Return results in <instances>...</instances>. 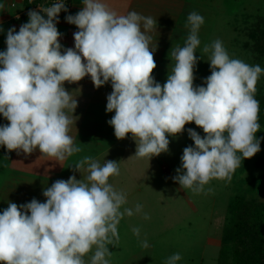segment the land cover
I'll return each instance as SVG.
<instances>
[{
    "label": "clouds",
    "instance_id": "clouds-1",
    "mask_svg": "<svg viewBox=\"0 0 264 264\" xmlns=\"http://www.w3.org/2000/svg\"><path fill=\"white\" fill-rule=\"evenodd\" d=\"M39 8L28 12V22L18 32L14 27L7 31V48L0 52V114L10 122L0 126V146L9 152L28 155L38 148L57 161L81 152L69 135L73 120L65 111L74 113L78 104L64 82L86 76L96 88L111 82L106 111L115 115L108 124L117 139L131 133L137 158L167 152L168 136L182 133L190 122L203 129V138L188 129L195 146L183 149L181 167L173 177L182 189L200 193L212 179L231 180L241 159L260 151L254 93L264 69L230 58L216 40L203 48L210 52L206 87H194L198 32L204 23L197 12L187 16L190 34L183 47L172 50L175 66L161 86L152 75L157 66L156 48L149 47L152 37L147 34L157 24L152 17L135 11L118 15L102 0H83L82 10L65 18L79 30L73 34L74 48L62 52L56 24L59 13L67 12L65 0ZM85 165V179L73 175L44 189L46 202H9L0 213V264H85L83 257L93 246L91 264H109L108 245L119 243L117 226L134 210L121 211L126 195L108 183L109 177L119 175L118 162L101 165L85 156L73 171L81 173ZM141 211L137 204L135 213ZM133 233L138 237L140 229L133 228ZM142 247H148L146 240ZM180 259L176 253L166 264Z\"/></svg>",
    "mask_w": 264,
    "mask_h": 264
},
{
    "label": "rangeland",
    "instance_id": "rangeland-1",
    "mask_svg": "<svg viewBox=\"0 0 264 264\" xmlns=\"http://www.w3.org/2000/svg\"><path fill=\"white\" fill-rule=\"evenodd\" d=\"M125 1L124 8L113 11L118 15L135 11L157 21L147 34L152 37L149 47L156 48L153 55L157 66L152 75L161 86L166 83L175 66L172 50L177 46L183 47L190 34V26H186L187 16L193 11L204 18L198 32L201 43L195 52L197 65L194 70V87H206L204 80L211 75L208 61L210 52L204 53L203 48L216 40L222 42L230 58L240 59L253 66L258 64L264 69V54L258 55L253 51L254 40L248 35L253 27H258L259 31L264 28V22L261 23L264 19V0ZM245 44H251V48L248 49L249 46ZM98 89L103 94L97 98L100 100L96 103L99 108L95 123L86 126L82 132L80 130L81 137H73L75 129L70 130L74 143L82 151L64 161L41 156L40 153L36 165L45 163L48 170L44 176H36L35 173L30 175L35 180L31 185L30 201L35 198L41 203L46 202L43 190L57 180H68L73 175L78 180L85 179L88 175L87 165L81 173L73 171L75 163L85 156L92 157L101 165L107 160H113L118 162L119 175L109 177L108 183L114 190L126 195L127 203L122 205L121 211L131 208L134 214L124 215L120 220L117 226L119 243L116 246L108 245L111 256L105 257L109 264H166L168 258L176 253L181 256L176 264H232L231 254L223 250L230 200L239 194L249 199H264L263 128L260 126L256 133V137L261 138L260 151L252 158H242L231 180L212 179L202 192L194 193L191 189H182L173 177L181 167L183 149L195 146L188 129L195 130L202 138L206 135L203 129L190 122L185 125L182 133L168 136L170 143L167 152L151 159L137 158L134 156L136 142L131 133L124 139H117L114 128L108 124L115 115L114 111H106L107 96L113 91L111 82ZM259 93H264V71L256 84L255 94ZM237 155L242 156L240 153ZM10 176L11 173L7 172L6 187L11 184ZM137 204L142 206L139 213H135ZM133 228L140 229L138 237L133 233ZM145 240L147 248L142 247ZM95 250L93 246L83 257L85 264H91Z\"/></svg>",
    "mask_w": 264,
    "mask_h": 264
},
{
    "label": "crops",
    "instance_id": "crops-1",
    "mask_svg": "<svg viewBox=\"0 0 264 264\" xmlns=\"http://www.w3.org/2000/svg\"><path fill=\"white\" fill-rule=\"evenodd\" d=\"M102 2L113 11L114 9L124 8L126 1L102 0ZM121 2L122 4L118 5ZM71 3L72 8L69 9L70 11L61 15L58 18L59 22L56 24L58 31L62 34L59 38V43L62 45V52L64 49L74 48L75 42L73 34L79 30L76 25L69 24L65 18L67 15H75L82 10L83 0H73ZM23 4V0H0V5H3V7H0V28L3 29V31H0V52L6 51L7 45L5 41L7 31L14 27L18 32L20 26L28 22L29 18L23 13ZM64 87L70 92L73 99L77 100L78 104L74 113L65 109L66 114L73 120L70 130H72L71 128L75 129L73 137H81L80 130L82 132L86 126L89 127V125L95 123L94 118L99 108L96 106V103L100 100L97 98L103 93L99 89L96 90L90 76H86L76 83H68L65 81ZM9 123L0 114V126ZM69 134L71 135L70 132ZM40 155L38 148L31 154L26 155L21 152L18 155L16 151L9 152L4 146H0V213L8 207L9 202L16 203L17 205L30 202L29 198L32 196L31 185L34 180L30 175L35 173L36 176H44L48 170V166L45 163L43 165H36L38 156ZM41 156L45 155L42 154ZM51 158L54 159L53 157ZM49 169H51V166ZM7 172L9 174L11 173V184L8 187H6Z\"/></svg>",
    "mask_w": 264,
    "mask_h": 264
},
{
    "label": "trees",
    "instance_id": "trees-1",
    "mask_svg": "<svg viewBox=\"0 0 264 264\" xmlns=\"http://www.w3.org/2000/svg\"><path fill=\"white\" fill-rule=\"evenodd\" d=\"M25 15L28 17V13ZM257 25L261 26L260 23ZM257 30L258 27L251 28L248 35L254 40L253 51L262 55L264 28ZM254 98L259 102L258 123L264 130V93H254ZM223 242V250L231 254L232 264H264V199H249L239 194L230 200Z\"/></svg>",
    "mask_w": 264,
    "mask_h": 264
},
{
    "label": "built area",
    "instance_id": "built-area-1",
    "mask_svg": "<svg viewBox=\"0 0 264 264\" xmlns=\"http://www.w3.org/2000/svg\"><path fill=\"white\" fill-rule=\"evenodd\" d=\"M24 1V7H23V13L27 14L29 11L32 10H36V11H40V8L43 7H50L52 6L54 3L57 2V0H23ZM71 5L70 0H65V6L67 9H69ZM65 11H61L59 13V16L63 15ZM40 14H43V12H40Z\"/></svg>",
    "mask_w": 264,
    "mask_h": 264
}]
</instances>
